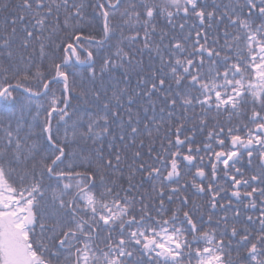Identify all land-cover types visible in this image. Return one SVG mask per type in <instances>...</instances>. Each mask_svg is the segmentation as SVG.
Listing matches in <instances>:
<instances>
[{
	"label": "snow or ice",
	"instance_id": "1",
	"mask_svg": "<svg viewBox=\"0 0 264 264\" xmlns=\"http://www.w3.org/2000/svg\"><path fill=\"white\" fill-rule=\"evenodd\" d=\"M87 7L85 0H73L71 4L69 0H20L11 23L20 21L24 25L25 47L38 44L39 63L34 64L31 57L26 63L23 58L12 62L10 44L15 27L11 34L5 30L0 36V46L5 50L0 52V101L4 102L0 107L20 105L14 129L11 120L7 127L0 123V264H53V258L59 260L63 252L68 253L64 264H233V239L236 264H264V0L211 4L208 0H128L126 4L124 0H106L92 5L103 18L99 39L85 36L81 30ZM180 13L184 19L198 22L195 27L200 30L194 39L192 26L176 23ZM117 15L122 23L113 24ZM158 17L179 34L169 35L158 29ZM53 18L56 22L50 25ZM256 19L260 23H255ZM221 26L223 43L219 34L209 40L205 29ZM61 31L65 32L63 37L58 36ZM48 49H62L59 62ZM144 52L150 58L154 53L158 66L147 76L136 72L135 88L119 87L140 67L136 57ZM45 60L47 69L43 67ZM77 65L87 66L93 82L100 80V87L93 92L100 103L86 117L69 111ZM105 74L115 80L108 86L111 95L105 86ZM56 85H62V96L55 94ZM17 90L26 94L23 100L14 95ZM145 98L142 111L151 109L153 114L141 129L140 112H133L131 105ZM158 104L159 112H166V117H157ZM121 108L126 110V121ZM213 110L217 115L227 112L229 123L233 115L250 111L243 124L246 135L233 134L240 131L239 127L225 131L217 122L207 139L215 141L221 151H212V143L193 147L197 127H188L187 122L198 117L199 130L203 131L206 117ZM25 114L31 115L27 123ZM61 122L65 126L62 139L58 137ZM114 124L125 148L143 147L144 140L137 145V138L144 134L152 140L147 159L136 150L131 163L126 164L120 148L111 151L116 139L111 131ZM152 124L157 134L164 129L158 150L152 146ZM37 126L46 137L43 150L36 142H28ZM106 137H111L107 157L103 146ZM76 140L99 142L94 160L91 155L67 151ZM226 140H230V151L223 150ZM254 146H259L255 151L260 164L245 178L235 164L243 158L241 149L247 150L251 164ZM202 151L210 154L211 179L206 184L203 181L209 177ZM28 161L32 162L30 168L26 166ZM14 164L25 166L18 169ZM219 164L232 184L231 196L237 202L249 198L244 208H256L259 198L258 218L249 215L241 222L240 208L230 215L231 200L220 203L225 190L214 183ZM125 167L126 188L119 183ZM232 170L235 174L229 176ZM137 174L141 175L140 183L135 181ZM97 178L102 191L96 190ZM145 181L150 188L141 191ZM242 187L250 191L242 193ZM189 188L196 195L208 197L207 221L202 206L187 194ZM217 209L223 215L214 220ZM205 223H215V227L201 230ZM201 242L207 246L193 248L194 243Z\"/></svg>",
	"mask_w": 264,
	"mask_h": 264
},
{
	"label": "trees",
	"instance_id": "2",
	"mask_svg": "<svg viewBox=\"0 0 264 264\" xmlns=\"http://www.w3.org/2000/svg\"><path fill=\"white\" fill-rule=\"evenodd\" d=\"M20 0H0V36H2L5 32V30L11 34L12 33V29L15 27L16 29V33H15V38L11 41L10 44V48L13 52V63L16 62H21V58H23V62H27V59L29 57H31L33 63H39V52H38V44H36L35 42L32 43L31 46L29 47H25L22 43V39L24 37V31H23V24L20 21H17L16 24H12L11 20L14 18V15L18 14V9H17V5L19 4ZM73 2V0H69V3L71 4ZM77 2H79V0H77ZM98 2H106V0H85V3L88 4V7L86 9L85 12V16L86 18L81 20V30L83 32V34L85 36H95L97 39H99V37L102 34V25H103V18L100 15V10L99 9H94L92 7V5L97 4ZM157 3L160 2V0H156ZM208 2L211 4L213 2L215 3H229L231 2V0H208ZM124 3H128V0H124ZM3 4H7L8 7L4 8ZM123 7V5H122ZM174 10V9H173ZM55 19H50L49 20V24L50 25H54L55 24ZM113 24H120L122 23L121 18L119 17V15H117L116 17L113 18L112 20ZM176 23H185L187 26H192L191 30H192V38H195V32L199 31L200 29L198 27H195V25L198 23L197 21L193 20V19H184L183 18V13H180L177 18H176ZM255 23H260L259 19L255 20ZM60 24L61 27H63V14H61L60 16ZM157 24H158V29H163L165 32H168L169 35H178L179 32L177 31H173L170 29V27L167 24V21L163 18V17H158L157 18ZM222 27L221 29H216L213 28L211 30L205 29L206 32H208V38L209 40H211L214 36H216L217 34L220 35V43H223L224 41V37L222 35ZM188 30V28L186 27V31ZM229 31H234L232 29H229ZM125 34H127V31L125 32ZM65 35L64 31H61L58 33V36L63 37ZM118 36V33H117ZM157 42H159V37H156ZM56 43H59L60 40L56 39L55 41ZM203 42V41H201ZM113 43H115V39L113 40ZM165 44L168 43V40L165 39L164 41ZM33 47H35L37 50L35 52H33ZM127 50V49H126ZM5 51L2 46H0V52ZM48 51L50 53L54 52L55 56L57 57V61L59 62V57L63 55V51L61 50H54V49H48ZM114 51V49H113ZM84 53H81V56L83 57ZM138 60L141 61L140 67L137 68L135 71H133L131 73V75L128 78V81L125 83L124 81H121L119 84V87H128L129 89H133L136 87L137 84V75L136 72H141L142 75L147 76L151 69L153 67H157L159 64L158 59L155 58V55L153 53L152 58L149 57V54L147 52H144L143 54H137L136 57ZM5 62L7 63V60L5 58ZM47 65H48V61L45 60L43 62V67L45 69H47ZM96 69H97V74L99 76V62H97L96 65ZM35 70V68L33 67V71ZM76 71H77V75L75 77H73V79H75L76 83L74 85V91H71L69 93V98H70V107H69V111L70 112H75L77 115H84L85 117L87 116L88 113L90 112H94L97 105L100 103L99 101H96L93 97V92H95L99 87H100V80L97 79L95 80V82H93L92 80L89 79V70L87 68L86 65H77L76 67ZM122 71V70H121ZM116 76L119 77V71L116 72ZM115 80H109L107 77V74H105V86L108 87L110 84H114ZM62 85H56L54 86V91L55 94L57 96H62ZM85 92V95H81V92ZM14 95H17L21 98V100H23L24 96L26 94L23 93L22 90H17L16 92H14ZM108 95H111V88L108 87ZM51 98V93L49 94L48 99ZM147 100L146 98L143 101L138 100L137 103L131 105V108L133 110V112L139 111L140 115H141V122H140V128L143 129V125L147 120L148 116H151L153 113L151 111V109H149L148 113H144L142 111L141 108V104H146ZM4 102L0 101V105H3ZM45 104L47 105V100H45ZM63 106V105H61ZM20 105L19 103L16 104L15 106H10L7 108L4 107H0V123L3 124L4 127L8 126L9 120H11V125L12 128L14 129L16 127V119L17 117L20 115L18 109H19ZM159 108L160 105H157L156 108V113H157V117L159 118L160 115H164L166 117V112L161 114L159 112ZM32 113L34 114L35 112V107L33 106L32 108ZM121 113H123V117L124 120H127V114H126V110L124 108L120 109ZM197 112H199V108L196 109ZM13 113H15V115H12ZM228 113L227 112H222L219 115H217L216 111L213 110L211 112L208 113V116L206 117V123H207V127L204 128L203 131L199 130V124H198V117H193L191 120H189L188 123V127H192V126H196L197 127V131L195 132V136H194V144L193 147H195L197 144L201 145V147H203L204 143H212V151H221V148L219 146H217V144L215 143V141H209L207 139V134L209 130H212L214 128V126L217 124V122H219V124L221 126H223L225 128V131H227L228 127H239L240 131L236 132L234 131L233 134L236 135H241V136H245L247 133V128L243 127L244 123H247L248 121V116H250V111L247 112L246 115L243 116H236L233 115L231 123L228 122ZM44 113L41 112V120L43 119ZM58 119V117L56 118ZM73 119H75V117H73ZM31 120V115L25 114L24 115V122L27 123L28 121ZM179 121H174L175 123H178ZM54 125H55V120L53 121ZM71 124L72 121L69 120L68 121V130L69 132L72 131L71 129ZM249 127H252V125H248ZM59 127V132H58V137L59 138H63L64 136V124L63 122H61V124L58 126ZM150 128L153 130V139H155V144H153V148L154 150H158L159 149V145L161 142V138L164 135V129L161 128V131L159 134L155 133V125L152 124L150 125ZM218 130V129H217ZM27 131V129H26ZM112 134L114 136H116V139L114 141H112L114 147L111 149V151L115 152V150L117 148H120L121 151V155L122 157H126V161L125 163H131V156H132V152L139 150L144 154V159L148 158V146L152 143V140L146 135L144 134L141 137L137 138V145L140 142V139L144 140V145L143 147L137 148L136 145H131L127 148H125L122 144V142L119 140V128L117 127L116 124H114L112 126ZM186 135L189 134L188 132L185 133ZM23 135V133L21 134ZM0 136H3V132L0 131ZM171 138L174 139V136H172ZM220 139H223L224 137H219ZM111 139V137H106L103 141V146H104V151H105V155L107 157V154L109 152L108 149V143L109 140ZM29 143L31 142H36L38 144V146L40 147V149H44L46 147V137L44 135H42L40 133V128L39 126H37L34 130H33V135L31 136L30 140L28 141ZM99 147V142L94 144L92 141H81V140H76L74 142H72L69 146V148L67 149V151L72 152L75 151L78 156H89L91 155L93 157V160L95 158V150L96 148ZM259 146H254L253 148V155L254 158L252 159V163L249 164L248 162V156H247V150L245 149H241V152L243 154V158L240 159L238 162H236L235 167L241 169V171L244 173V177L247 178L249 175L254 174V170L258 168L260 161L258 158V154L255 151L256 148H258ZM224 151H230L231 150V145H230V140H226L225 146L223 148ZM200 155L204 156V166H205V171L208 174L209 180L208 181H203L205 184L208 183L211 179V163H210V159L209 153L206 152H201ZM39 159V156H37V160ZM212 160H214V157H211ZM31 161L27 162V167H31ZM232 162H230L231 164ZM25 165H13V167L18 168V169H22ZM219 171L217 173V180L214 182L217 185L223 186L224 187V193H222V197L223 199L220 200V203H224L227 204L229 200H231L232 202V209L230 210L229 214L231 215V212H234L237 208H240L242 210V215L240 217L241 222L244 221L246 216H253V217H259L260 214V204H259V198L257 197V207L256 208H244V205L249 204V198L244 197L242 198V200L240 202H237L235 197L231 196V191L233 190L232 188V184L228 178V176L224 175V169H223V165L219 164ZM78 170H83L78 169ZM195 171V168H192V172ZM235 172L234 170L229 172V176L234 175ZM127 175H128V170L127 167L124 168L123 170V176L124 179L119 180V183L122 184L125 188L128 186L127 185ZM114 177H109V179H112ZM237 179H240V176L237 175ZM136 183H140L141 181V175L137 174L136 178H135ZM198 183L201 181H197ZM45 183H49V181H47V179L45 180ZM53 187H55V181L51 182ZM97 191H102L103 189L100 188V181L97 178ZM181 183H183V180L181 181ZM253 186H258V185H253ZM150 185L147 181L144 182V188L141 189V191H143L144 189H149ZM241 192H245V191H250V188L245 189V188H241L240 189ZM51 190L48 191L47 195L50 197L51 196ZM123 194V193H121ZM191 199L195 200L197 204L202 206V210L204 212V219L205 221H207V216L209 214V206L207 204V200L208 197L207 196H200V195H196L195 194V190L189 188V191L187 193ZM214 215V220L216 217L218 216H222L223 212L220 211L219 209H217L215 211ZM229 223H231V221H229ZM210 227H215V223L209 225L208 223H205L202 227L201 230H206ZM249 227H252V225H249ZM256 227H258V222ZM38 231V229H37ZM217 239H219V236H217ZM235 239H233V250H232V258H233V264H236V252H235ZM193 248H203L205 246H207L206 244H204L203 242L199 243V244H193L192 245ZM68 253L67 252H63L59 258V260H56L55 258H53V264H64V257L67 256ZM193 264H195V261H193Z\"/></svg>",
	"mask_w": 264,
	"mask_h": 264
}]
</instances>
